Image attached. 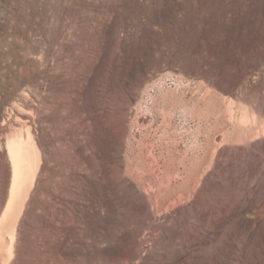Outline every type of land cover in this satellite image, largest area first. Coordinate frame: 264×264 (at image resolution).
<instances>
[{"label": "rangeland", "instance_id": "rangeland-1", "mask_svg": "<svg viewBox=\"0 0 264 264\" xmlns=\"http://www.w3.org/2000/svg\"><path fill=\"white\" fill-rule=\"evenodd\" d=\"M27 133L8 264H264V0H0V215Z\"/></svg>", "mask_w": 264, "mask_h": 264}, {"label": "bare ground", "instance_id": "bare-ground-1", "mask_svg": "<svg viewBox=\"0 0 264 264\" xmlns=\"http://www.w3.org/2000/svg\"><path fill=\"white\" fill-rule=\"evenodd\" d=\"M32 140L29 133L26 134V137L13 134L7 140L6 148L12 175L9 198L3 213L0 215V252L3 251L6 254V259L0 257L2 259L0 264H8L12 254L15 225L21 213L24 199L27 197L26 192L32 187L39 166L38 154ZM4 236L8 238V242L4 241Z\"/></svg>", "mask_w": 264, "mask_h": 264}]
</instances>
